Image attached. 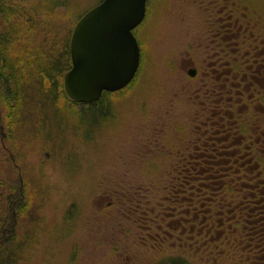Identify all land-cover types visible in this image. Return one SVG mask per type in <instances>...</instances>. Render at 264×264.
Instances as JSON below:
<instances>
[{"label": "rangeland", "instance_id": "1", "mask_svg": "<svg viewBox=\"0 0 264 264\" xmlns=\"http://www.w3.org/2000/svg\"><path fill=\"white\" fill-rule=\"evenodd\" d=\"M100 1L58 7L57 41ZM194 6L189 0H148L146 17L134 30L143 53L136 86L99 107L33 101L21 106L13 128L8 121L0 126V183L9 191L20 180L31 192L51 194L47 207L34 201L18 221L25 236L33 227L47 230L22 264H151L153 254L137 244L141 227L108 202L137 188L146 193L164 187L184 135L202 134L200 77L190 79L186 72L199 65L201 49L193 41L199 31L186 24L188 18L181 22L182 11L188 16ZM7 110L0 103L2 116Z\"/></svg>", "mask_w": 264, "mask_h": 264}, {"label": "trees", "instance_id": "2", "mask_svg": "<svg viewBox=\"0 0 264 264\" xmlns=\"http://www.w3.org/2000/svg\"><path fill=\"white\" fill-rule=\"evenodd\" d=\"M71 3L0 0V103L8 109L5 116L0 113V126L8 121L13 128L21 121V106L33 101L82 104L71 100L63 85L72 66L73 30L59 42L54 34L58 7ZM142 56L129 85L86 106H103L110 96L136 86ZM183 144L164 187L119 194L108 208L117 205L141 227L137 244L148 257L153 254L151 264H264V139L183 138ZM7 188L0 183V264H22L47 230L33 227L25 236L18 221L34 201L47 207L51 194L31 192L20 180Z\"/></svg>", "mask_w": 264, "mask_h": 264}, {"label": "flooded vegetation", "instance_id": "3", "mask_svg": "<svg viewBox=\"0 0 264 264\" xmlns=\"http://www.w3.org/2000/svg\"><path fill=\"white\" fill-rule=\"evenodd\" d=\"M189 1L195 6L188 16L182 11L181 22L188 18L186 24L199 31L193 41L202 51L197 61L203 65L186 72L190 79L200 77L197 90L204 96L199 109L202 134L192 138H264V117L259 116L264 115V3ZM207 96L215 100L207 102Z\"/></svg>", "mask_w": 264, "mask_h": 264}, {"label": "water", "instance_id": "4", "mask_svg": "<svg viewBox=\"0 0 264 264\" xmlns=\"http://www.w3.org/2000/svg\"><path fill=\"white\" fill-rule=\"evenodd\" d=\"M148 0H101L74 26L71 68L64 74L66 95L78 103L129 85L140 67L141 46L134 30L147 14Z\"/></svg>", "mask_w": 264, "mask_h": 264}]
</instances>
